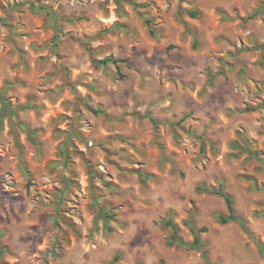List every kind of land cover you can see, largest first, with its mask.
Returning <instances> with one entry per match:
<instances>
[{
    "label": "rangeland",
    "instance_id": "rangeland-1",
    "mask_svg": "<svg viewBox=\"0 0 264 264\" xmlns=\"http://www.w3.org/2000/svg\"><path fill=\"white\" fill-rule=\"evenodd\" d=\"M262 6L0 0L1 262L264 264Z\"/></svg>",
    "mask_w": 264,
    "mask_h": 264
},
{
    "label": "trees",
    "instance_id": "trees-1",
    "mask_svg": "<svg viewBox=\"0 0 264 264\" xmlns=\"http://www.w3.org/2000/svg\"><path fill=\"white\" fill-rule=\"evenodd\" d=\"M264 6L260 7L259 9H257L255 11L254 14H252V16H250L249 18H252L253 16L257 15L262 9H263ZM190 14L192 16H196V12L194 11H190ZM224 16H228L224 13ZM150 32L153 33V29L150 28ZM120 59H113L111 57L105 59V60H102L100 61L101 63L103 64H109V63H118ZM213 78V77H212ZM0 103H1V107H0V131L3 129V126H4V122L7 118H9L10 116L16 114L17 110L18 109H21V108H16L14 106L11 105V103H9L8 101H6L4 98H3V95L0 93ZM142 176H144L146 178V175L145 174H141ZM216 192L218 195L222 196L224 198V200L226 201V204H227V211L228 213L227 214H221L220 215V222L222 223H227L229 221H234V222H237L241 228L248 234V235H252L249 227H248V224H247V220L239 215L236 211V208H235V205H234V198L231 194H229L228 192H226L222 187L218 190V191H214ZM106 217H110V215H105ZM168 225L172 227V230H173V233H172V236H171V239H170V244L173 245V244H177V246L179 247H189V248H192V249H195L199 252H201L203 258H204V263L203 264H213V263H210V260H209V256H208V252H207V245L206 243H204L202 240H201V237L199 235V232L198 230L192 226V231L194 233V240L191 242V243H185L181 237L179 236L178 232V227L177 225H175L173 223L172 220H168L167 221ZM105 225L107 227V221L105 222ZM257 243H258V247H259V251H260V254L262 255V257L264 258V243L262 241H259L257 240ZM3 249L0 247V264H5V263H2L1 262V259H2V256H3ZM116 258L110 263V264H113L115 262Z\"/></svg>",
    "mask_w": 264,
    "mask_h": 264
},
{
    "label": "water",
    "instance_id": "water-1",
    "mask_svg": "<svg viewBox=\"0 0 264 264\" xmlns=\"http://www.w3.org/2000/svg\"><path fill=\"white\" fill-rule=\"evenodd\" d=\"M24 128V127H23Z\"/></svg>",
    "mask_w": 264,
    "mask_h": 264
}]
</instances>
